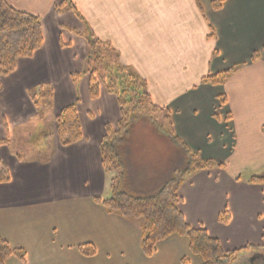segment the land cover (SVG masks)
Wrapping results in <instances>:
<instances>
[{
    "label": "crops",
    "instance_id": "crops-1",
    "mask_svg": "<svg viewBox=\"0 0 264 264\" xmlns=\"http://www.w3.org/2000/svg\"><path fill=\"white\" fill-rule=\"evenodd\" d=\"M7 1L39 15L44 33L43 46L1 78L0 161L11 178L0 183V235L26 250L22 264H97L99 248L110 260L116 246L110 233L117 229L135 232L134 241L130 235L131 243L120 242L122 258L148 257L134 220L108 212L97 200L112 195L118 174L103 167L100 143L107 124L119 128L121 111L116 94L103 83L97 98L90 95L88 29L146 82L165 120L163 130L196 152V159L225 165L186 176L179 208L188 224L205 228L225 251L264 246V184L249 181L264 175V54L252 61L264 46V0H226L219 10L213 0H70L80 16L70 4L58 10L63 0ZM235 66L224 84L202 81ZM73 73L81 76L74 79ZM70 104H76L83 138L65 146L55 118ZM44 121L49 125L44 154L24 156L12 147L18 135H42ZM159 134L168 144L139 145V159L133 157L134 145L119 149L126 171L119 182L123 190L155 193L181 168L185 149ZM225 211L227 223L219 219ZM64 224L73 233L85 226L87 238H62L58 229ZM137 226L142 233L141 223ZM180 236L160 242L154 254L163 261L180 253ZM85 244L94 247V255L85 253L91 248H82ZM184 260L191 259L185 255Z\"/></svg>",
    "mask_w": 264,
    "mask_h": 264
},
{
    "label": "trees",
    "instance_id": "trees-1",
    "mask_svg": "<svg viewBox=\"0 0 264 264\" xmlns=\"http://www.w3.org/2000/svg\"><path fill=\"white\" fill-rule=\"evenodd\" d=\"M225 1L213 0V8L221 9ZM63 4H70L73 11L80 16L70 0H63L60 5L58 4L57 9L61 10ZM87 38L89 54L86 71L90 75V95L92 98H97L103 83L109 92L116 94L121 111L119 128L114 130L107 124L106 133L100 143L103 167L107 171H117L118 174L112 182V195L109 198H97V200L110 213L119 214L127 219H141V248L149 257L154 254L160 242L172 235L186 236L190 251L202 258V264H246L244 261L249 257L263 253L264 246L254 244L225 251L219 240L210 236L205 228L188 224L179 208V192L186 176L191 172L214 167L222 169L225 165L213 160L196 159V152H191L175 135L163 130L160 124H158L160 133L185 149V154L181 153L184 155L186 166L177 169L155 193L136 195L120 187L119 182L126 176V171L119 149L130 145L127 143L129 128L134 123L148 118L149 113L147 114L146 111H159L160 108L154 104L146 82L136 71L121 63L120 54L109 43L96 38L90 29H88ZM43 44L42 18L15 8L7 0H0V91L2 90L1 78L12 73L21 58L32 56ZM263 54L264 46L253 53L252 61L258 60ZM238 68L239 66H235L214 75H207L202 81L212 85L224 84ZM72 76L78 79L81 73H73ZM220 100L225 104L224 97ZM55 119L57 134L62 145H70L83 138L76 104L62 108ZM152 120L155 122L154 119ZM10 178V169L6 163L0 161V183L7 182ZM249 181L252 184H264V175H254ZM219 219L227 223L230 216L225 211L220 214ZM87 245L89 244L83 245L82 248ZM85 253L94 255V247L85 249ZM26 256L25 249L12 247L0 235V264H6L12 257L26 262ZM258 264H264V262Z\"/></svg>",
    "mask_w": 264,
    "mask_h": 264
},
{
    "label": "rangeland",
    "instance_id": "rangeland-1",
    "mask_svg": "<svg viewBox=\"0 0 264 264\" xmlns=\"http://www.w3.org/2000/svg\"><path fill=\"white\" fill-rule=\"evenodd\" d=\"M148 118H145L137 123H134L130 128H129V135L127 138V143L130 145H134V152H133V157L134 154L137 155V159L142 157V152L138 151V146L139 145H144V144H168L166 140L161 138L160 136V131L158 124L162 125L163 122L165 121L164 118L158 113V111H146ZM151 116V117H150ZM154 119L157 124L152 120ZM45 124V132L41 135V133H38L37 136H17V140L15 143L12 144V147H14L16 150H20V153L24 156H33V154L38 153V154H44L46 151L47 147L46 144L48 143L49 139H46V130L49 128V125L44 121ZM169 124V123H168ZM46 142V143H44ZM135 160V158H134ZM186 166V161L184 158V155H181V168ZM135 170V169H134ZM115 172V171H113ZM135 172V171H134ZM141 219L139 220H134L133 225H136L135 228L138 229L139 233L142 234L139 230V226H137V223H141ZM64 229L60 227L58 229L59 232H61V237L66 238V236L70 239H72L73 235L75 237L72 240H78V239H83L87 238L88 236V231L85 226L78 225L77 226V233L71 230V226L64 224ZM75 226V225H74ZM141 227V226H140ZM52 230L49 228L47 230V233H50ZM132 232L128 233H122L120 230H115V232H111L110 235L114 234L113 239L115 243V256L111 255V259L107 260V255L105 254V251L102 253L101 249L99 248V257L95 260L97 264H105L106 262H114L115 260L122 259L121 264H196L194 258H192L191 254L186 251L188 248H186V243L185 241H188L186 236H180L181 241H178V251L180 250V253L175 252L173 257H169L168 259H160L161 256L153 254L152 256H148L147 258H142V259H131L130 261L128 260V256L126 255L125 258H122L121 256V247L119 246L120 242L123 240L124 242L127 241L126 243H131V237L130 235L133 236V241L135 239L134 234L135 232L131 230ZM96 232V231H94ZM82 237H78V236ZM100 247L102 246L101 243L99 245ZM125 250V249H124ZM128 249H126V252ZM161 250H163V247H161ZM187 252V253H186ZM155 253V252H154ZM186 255L187 258L191 259L189 262L184 260V256ZM27 257V256H26ZM191 257V258H190ZM200 257V256H199ZM13 258V257H12ZM201 258V257H200ZM13 261L8 262L9 264H22L21 260L18 258L14 257ZM160 259V260H159ZM202 259V258H201ZM15 261V262H14ZM191 261V262H190ZM113 264H118V263H113Z\"/></svg>",
    "mask_w": 264,
    "mask_h": 264
},
{
    "label": "flooded vegetation",
    "instance_id": "flooded-vegetation-1",
    "mask_svg": "<svg viewBox=\"0 0 264 264\" xmlns=\"http://www.w3.org/2000/svg\"><path fill=\"white\" fill-rule=\"evenodd\" d=\"M246 264H258L264 262V254L258 253L244 261Z\"/></svg>",
    "mask_w": 264,
    "mask_h": 264
}]
</instances>
